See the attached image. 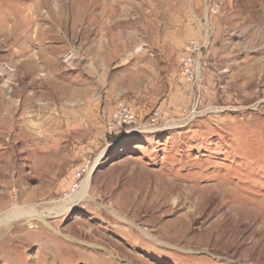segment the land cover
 <instances>
[{
	"label": "rangeland",
	"instance_id": "1",
	"mask_svg": "<svg viewBox=\"0 0 264 264\" xmlns=\"http://www.w3.org/2000/svg\"><path fill=\"white\" fill-rule=\"evenodd\" d=\"M13 210L0 264H264V0H0Z\"/></svg>",
	"mask_w": 264,
	"mask_h": 264
},
{
	"label": "built area",
	"instance_id": "2",
	"mask_svg": "<svg viewBox=\"0 0 264 264\" xmlns=\"http://www.w3.org/2000/svg\"><path fill=\"white\" fill-rule=\"evenodd\" d=\"M199 48L195 45H191L189 47V54L182 59V68H181V73L184 76L185 80L188 81L192 85H198L200 82L199 80V68H200V60L196 56L198 54ZM125 115L124 119L126 120L127 123H134V116L133 114L128 110L125 109L123 110ZM124 120V122H125ZM77 178L79 179L81 175L78 173ZM78 185H74L73 188L71 189V192H75L78 189Z\"/></svg>",
	"mask_w": 264,
	"mask_h": 264
},
{
	"label": "bare ground",
	"instance_id": "3",
	"mask_svg": "<svg viewBox=\"0 0 264 264\" xmlns=\"http://www.w3.org/2000/svg\"><path fill=\"white\" fill-rule=\"evenodd\" d=\"M94 168H95V167H93L92 170H90L88 176L85 178V180H83V182H82L83 184L81 185V188L79 189L78 194L75 196V201H74V203L79 202L81 199H88V198H89V197H88V190H89V188H90V184H91L90 175H91V173L93 172ZM68 209H69V208L64 209V210H62V211H60V212H56L54 215H57V214H59V213H62L63 211H66V210H68ZM16 211H17V210H13V212L7 213V214L1 216L0 218H1L3 221H4V220H8L9 218H11V217L13 216L14 212H15V214H16ZM21 211H23V213L25 214V217H28V216H27L28 213H29V214L32 213V211H31L30 208H26V209H23V210H21ZM19 212H20V211H19ZM21 213H22V212H21ZM17 214H18V213H17ZM22 215H23V214H22ZM51 215H53V214H51ZM40 218H41V220H44V219H45L44 216H41ZM5 222H6V221H5Z\"/></svg>",
	"mask_w": 264,
	"mask_h": 264
}]
</instances>
